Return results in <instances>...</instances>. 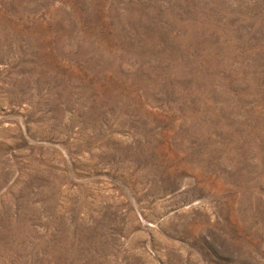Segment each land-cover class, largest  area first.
Returning <instances> with one entry per match:
<instances>
[{
	"label": "rangeland",
	"instance_id": "374dc122",
	"mask_svg": "<svg viewBox=\"0 0 264 264\" xmlns=\"http://www.w3.org/2000/svg\"><path fill=\"white\" fill-rule=\"evenodd\" d=\"M0 264H264V0H0Z\"/></svg>",
	"mask_w": 264,
	"mask_h": 264
}]
</instances>
